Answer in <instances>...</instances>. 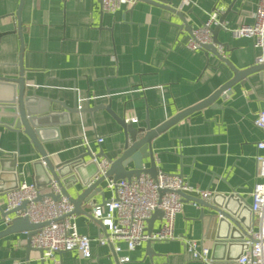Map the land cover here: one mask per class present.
<instances>
[{
    "label": "crops",
    "instance_id": "0c3cea01",
    "mask_svg": "<svg viewBox=\"0 0 264 264\" xmlns=\"http://www.w3.org/2000/svg\"><path fill=\"white\" fill-rule=\"evenodd\" d=\"M155 1L167 7L137 0L130 8L107 12L99 0H23L18 21L20 0H0V77L21 78L28 107L42 110L41 122L51 126L42 146L53 163L87 148L98 155L97 161L101 154L109 160L121 154V126L97 105L109 106L132 126L147 121L154 128L209 98L228 81L232 71L224 61L185 47L190 32L213 11L221 24L217 39L224 47L222 55L237 69L254 64L257 51L251 39L234 36L230 28L251 23L258 0H190L184 6L181 0ZM230 88L229 96L217 95L159 133L151 148L157 172L180 174L193 190L209 191L207 201L214 193L233 188L249 206L258 180L255 156L264 154L257 148L264 130L253 123L264 102V77L254 72ZM11 92L12 88L1 87L0 98ZM88 105L97 108L64 109ZM13 154H17L16 176H4L0 189L16 178L34 183L36 174L45 182L43 168L33 164L39 155L30 140L0 125V157ZM142 162L149 166L148 159ZM79 188L76 184L68 192L75 196ZM112 196L105 186V198ZM92 206L82 208L90 214ZM4 209L5 191L0 194V230L6 227ZM210 212L192 200L184 201L175 218L176 237L152 240L151 255L146 242L133 250L120 242L119 252L112 244L98 245L94 239L104 233L101 224L75 212L78 232L92 239L90 256L82 257L76 250L56 252L44 264H241L236 258L242 252L239 246L227 249L214 238L215 218L205 215ZM160 223L156 219L152 231ZM186 239L206 247L210 260L195 259L185 248ZM26 243V231L0 237V264H40L38 252L27 250ZM121 256L129 260L120 262Z\"/></svg>",
    "mask_w": 264,
    "mask_h": 264
},
{
    "label": "built area",
    "instance_id": "2783aa9c",
    "mask_svg": "<svg viewBox=\"0 0 264 264\" xmlns=\"http://www.w3.org/2000/svg\"><path fill=\"white\" fill-rule=\"evenodd\" d=\"M137 0H99L102 10L115 12L122 8H130ZM190 0H181V6L189 5ZM218 24V12H211L201 25L193 29L185 42L188 50H205L204 45L212 41V28ZM231 33L238 37L251 39L253 48L257 51L254 63L264 64V0H258L253 21L230 28ZM222 54L224 47L217 45ZM259 129L264 130V106L253 120ZM103 138H97L101 142ZM258 150H264V140L257 143ZM100 173L108 166V159L98 160ZM255 174L258 180L251 192L249 205L252 213V226L246 236V248L237 262L241 264H264V154L255 156ZM106 186L113 192L112 198L104 204H94L90 214L104 227V233L94 239L98 245L112 244L115 252L121 250L120 242L125 243L128 250H133L148 240H168L176 237L174 223L176 215L181 210L183 196L180 192L198 193L205 199L209 191H195L179 174L158 171L155 177L141 173L130 179H109ZM48 193L56 195L53 199ZM38 195L42 197L37 200ZM26 201L24 210H18L14 217L26 216L30 222L45 223L30 237V245L42 250V258L49 259L56 252L76 250L82 257L91 254L92 239L78 232L73 212V203L61 192V187L55 179L46 188H37L35 183L18 181L16 187L5 191L4 212L17 208ZM194 204L196 202L192 201ZM155 209L163 213L159 227L147 233L146 220ZM7 226L12 217L2 216ZM185 248L197 260L209 261V250L194 240L186 239ZM129 260L121 256L120 262Z\"/></svg>",
    "mask_w": 264,
    "mask_h": 264
},
{
    "label": "water",
    "instance_id": "95a60500",
    "mask_svg": "<svg viewBox=\"0 0 264 264\" xmlns=\"http://www.w3.org/2000/svg\"><path fill=\"white\" fill-rule=\"evenodd\" d=\"M143 1L167 7L164 4L157 3L155 0ZM22 3L23 0H20V4L16 11L18 21ZM170 9L174 12L176 11L172 8ZM177 14L180 16L182 15L179 12H177ZM187 25L188 24H185L186 28H188ZM220 29L221 24L218 20V24L211 30L212 41L211 43L204 45V51L207 54L210 53L216 58L224 61L232 71V77L222 84V86H220L214 94L209 96V98L191 108H188L187 110H184L183 112L174 115L154 128H151L147 121H145L144 126H132L131 123H126L122 118L116 116L110 110L109 106L97 105L104 107L106 111L118 122L121 126L124 138V150L114 160L108 159V166L104 173H100L97 161L98 155H95L89 148L76 156L61 162L53 163L51 161V157L42 146V143L48 140L47 136L45 137L44 135L51 129V126L47 125V123L41 122L42 119H44V117L39 116L42 114V110L35 111L33 108L28 107L29 99L23 95V80L21 78L12 79L0 77V88H12L11 95L3 99L0 98V125H2L5 129L14 132L17 136H19L20 133L24 134L36 148L39 158L36 159V162L33 164L41 166L45 173L44 183L40 182L38 174H36V178L34 179L36 187H45L51 179H55L61 187V192L73 203V212H80L92 217L91 214H88L82 208V205L89 203L93 205H101L108 202L109 200L105 198V186L107 180H117L123 178L130 179L131 177L138 176L141 173H147L150 176L155 177L157 168L151 148V141L154 137L173 123L187 116L191 111L199 109L205 104L210 103L217 95H221L222 97L229 96L231 94L230 87L233 83L244 81V78H246L249 74L257 72L260 79H263L264 77V64L254 63L246 68L237 69L229 63L227 58L218 52L217 45H222L217 39V33ZM262 106H264V102H261V107ZM95 108H97L96 105H88L85 108L64 107L67 112L74 110L92 111ZM44 110V112H46L48 110V106ZM102 155L103 154L100 155V159L104 158ZM144 159H148L149 161V166L147 168L143 165L142 161ZM16 166L17 154H13L12 157L7 158L0 157V180H2L4 176H8L10 174L12 176H16ZM12 182V184L10 183L8 186H5V188L2 187L0 189V194L17 186V178L12 180ZM76 184H79L80 186L79 192L75 196H71L68 189ZM180 193L183 196V202L189 199L213 211L205 215L213 220L215 218L214 222L217 232L214 238H216L218 243H225L227 249L235 245L239 246L242 252H240L236 257L238 259L247 246L246 236L251 228L252 213L245 199L241 197V195L233 188H231L228 193H214L211 196L210 201L199 198L198 193L194 191ZM48 195L53 199L57 198V196L52 193H48ZM41 197L42 195H38L37 200ZM98 198L100 199V202L98 201ZM26 203V201H23L17 208L6 212L3 211L2 216L5 214L9 216L15 215L18 210L25 209ZM162 215L163 213L160 209H155L153 211L151 216L146 220L145 230L147 233L152 231L154 221L156 219H161ZM44 224L45 223L30 222L26 216L16 217L13 218L10 224H8L4 229L0 230V237L10 233L26 231L27 243L25 248L27 250L33 249L37 251L40 264H44L45 261L42 258V250L34 248L30 245V237ZM150 242V240L146 241V252L148 255L154 253L149 249ZM226 259H230V257H226Z\"/></svg>",
    "mask_w": 264,
    "mask_h": 264
}]
</instances>
